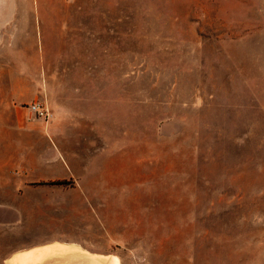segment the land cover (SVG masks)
I'll list each match as a JSON object with an SVG mask.
<instances>
[{
    "label": "rangeland",
    "instance_id": "374dc122",
    "mask_svg": "<svg viewBox=\"0 0 264 264\" xmlns=\"http://www.w3.org/2000/svg\"><path fill=\"white\" fill-rule=\"evenodd\" d=\"M36 247L264 264V0H0V264Z\"/></svg>",
    "mask_w": 264,
    "mask_h": 264
},
{
    "label": "bare ground",
    "instance_id": "6f19581e",
    "mask_svg": "<svg viewBox=\"0 0 264 264\" xmlns=\"http://www.w3.org/2000/svg\"><path fill=\"white\" fill-rule=\"evenodd\" d=\"M62 258H66L67 261H69L66 264H122L121 259L117 255L107 258H92L90 256H85L83 253L73 247H60L53 248L51 251L44 250L36 252L35 257L32 259V261H29V264H48L52 261L58 262V260Z\"/></svg>",
    "mask_w": 264,
    "mask_h": 264
},
{
    "label": "crops",
    "instance_id": "0c3cea01",
    "mask_svg": "<svg viewBox=\"0 0 264 264\" xmlns=\"http://www.w3.org/2000/svg\"><path fill=\"white\" fill-rule=\"evenodd\" d=\"M59 242H62V241H59ZM65 243H75V244L80 245L82 248L86 249L82 244H80V243H78V242H65ZM48 244H49V243H48ZM39 246H41V245H39ZM44 246H45V244H44ZM34 247H35V246H34ZM41 247H42V246H41ZM31 248H32V247H31ZM38 248H39V247L34 248L36 252L43 251V249H42V250H38ZM70 248H71V247H70ZM73 248H74V247H73ZM28 249H30V248H28ZM34 249H31V250H34ZM76 249L79 250V251L81 252V249H80V248H77V247H76ZM25 250H27V249H25ZM31 250H29V251L31 252ZM86 250H88V249H86ZM21 251L26 252V251H24V250L13 251L12 254H11L9 257L6 258V263H7V260H8L9 258H11L14 254H17V253H19V252H21ZM88 251H90V250H88ZM90 252H92V253H96V252H93V251H90ZM81 253H82V252H81ZM84 255L89 257L88 253H87V254H84ZM100 257L107 258V257H110V256L97 254L96 257H94V258H100ZM49 262H50V261H49ZM59 262H60L59 260H58V262H54V261H52V262H50V263H48V264H59ZM28 264H29V262H28Z\"/></svg>",
    "mask_w": 264,
    "mask_h": 264
},
{
    "label": "built area",
    "instance_id": "2783aa9c",
    "mask_svg": "<svg viewBox=\"0 0 264 264\" xmlns=\"http://www.w3.org/2000/svg\"><path fill=\"white\" fill-rule=\"evenodd\" d=\"M31 109H32L34 112H36V113H38L39 115H41V116H44V117H47V116H48V113H47L46 109L43 108L40 104H35V105H33V106L31 107Z\"/></svg>",
    "mask_w": 264,
    "mask_h": 264
},
{
    "label": "trees",
    "instance_id": "16d2710c",
    "mask_svg": "<svg viewBox=\"0 0 264 264\" xmlns=\"http://www.w3.org/2000/svg\"><path fill=\"white\" fill-rule=\"evenodd\" d=\"M44 184H48V185H56V186H66L69 185L68 181H64V180H58V181H54V182H48V183H44Z\"/></svg>",
    "mask_w": 264,
    "mask_h": 264
}]
</instances>
